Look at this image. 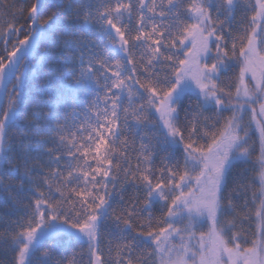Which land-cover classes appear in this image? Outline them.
Segmentation results:
<instances>
[{"label": "snow or ice", "instance_id": "obj_1", "mask_svg": "<svg viewBox=\"0 0 264 264\" xmlns=\"http://www.w3.org/2000/svg\"><path fill=\"white\" fill-rule=\"evenodd\" d=\"M0 264H264V0H0Z\"/></svg>", "mask_w": 264, "mask_h": 264}, {"label": "trees", "instance_id": "obj_2", "mask_svg": "<svg viewBox=\"0 0 264 264\" xmlns=\"http://www.w3.org/2000/svg\"><path fill=\"white\" fill-rule=\"evenodd\" d=\"M8 2L10 4L15 2V3H17V6H19V4H20V0H8ZM44 53H45V47L41 46L39 48V55L37 56V60H39L40 62L37 63L36 61H33L35 67L29 73V75H30V80L28 82V88L29 89H31L34 84L42 82V80L44 79V77L46 76V74L48 72V65H47V63H45L43 61V54ZM21 71L27 72L28 69L22 68ZM32 78H35V79H32ZM9 89H11V86ZM254 139H255V137H254ZM245 227H248V226L245 225ZM252 227L253 228L255 227L254 223H253ZM69 251H71V250H69Z\"/></svg>", "mask_w": 264, "mask_h": 264}, {"label": "water", "instance_id": "obj_3", "mask_svg": "<svg viewBox=\"0 0 264 264\" xmlns=\"http://www.w3.org/2000/svg\"><path fill=\"white\" fill-rule=\"evenodd\" d=\"M9 86H10V85H9ZM9 86H8V87H9Z\"/></svg>", "mask_w": 264, "mask_h": 264}]
</instances>
